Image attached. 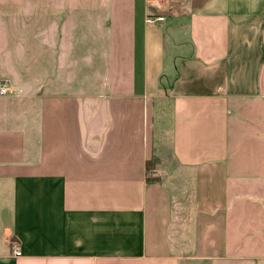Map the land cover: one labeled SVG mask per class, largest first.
I'll list each match as a JSON object with an SVG mask.
<instances>
[{"label":"crops","instance_id":"1","mask_svg":"<svg viewBox=\"0 0 264 264\" xmlns=\"http://www.w3.org/2000/svg\"><path fill=\"white\" fill-rule=\"evenodd\" d=\"M151 1L109 0L97 91L0 62V264H259L264 0Z\"/></svg>","mask_w":264,"mask_h":264},{"label":"rangeland","instance_id":"2","mask_svg":"<svg viewBox=\"0 0 264 264\" xmlns=\"http://www.w3.org/2000/svg\"><path fill=\"white\" fill-rule=\"evenodd\" d=\"M109 6V0H0V62L11 64L14 79L29 91L36 90L37 83L43 86L46 79L53 76L61 78L62 82H83L82 86L89 87L92 92L99 90L98 81L104 76L106 66L103 56L108 39ZM167 42L163 45L166 56L169 54ZM174 74L162 75V82L168 84ZM5 81L9 93L16 92L15 83L9 79ZM257 138L250 136L244 141L248 145L246 148L263 147L264 138L262 141L260 136ZM240 155L251 158L248 170L260 168L261 165L254 163L258 162V152L240 153L238 157ZM242 188L245 191L250 187ZM261 200L264 205V198ZM242 214L240 212L236 219L230 220L231 229L234 220H246ZM262 216H254L253 233L241 239L244 244L249 242L247 248L242 249V255L259 264H264V259L257 260L264 258ZM238 238L240 240L237 234ZM186 263L199 264L200 261L188 259Z\"/></svg>","mask_w":264,"mask_h":264},{"label":"built area","instance_id":"3","mask_svg":"<svg viewBox=\"0 0 264 264\" xmlns=\"http://www.w3.org/2000/svg\"><path fill=\"white\" fill-rule=\"evenodd\" d=\"M151 5L153 7H156L157 9H161V8H163V0H152ZM163 20H165V17L163 15H150L147 18V21L149 23H155L156 21H163ZM6 92H7V88H6V84L4 83L0 87V94H5ZM12 247L14 249L15 255L21 254V250H20L17 242H12Z\"/></svg>","mask_w":264,"mask_h":264},{"label":"trees","instance_id":"4","mask_svg":"<svg viewBox=\"0 0 264 264\" xmlns=\"http://www.w3.org/2000/svg\"><path fill=\"white\" fill-rule=\"evenodd\" d=\"M146 168H147V170H148V173L150 172V169L153 168V162H152L151 160L147 161V163H146ZM148 179L156 180L157 177H151V176L149 177V176H148Z\"/></svg>","mask_w":264,"mask_h":264}]
</instances>
